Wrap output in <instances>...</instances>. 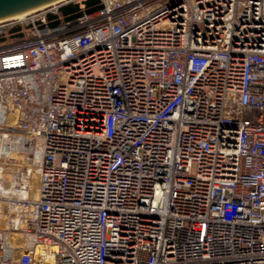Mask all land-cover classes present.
<instances>
[{"label": "built area", "instance_id": "2783aa9c", "mask_svg": "<svg viewBox=\"0 0 264 264\" xmlns=\"http://www.w3.org/2000/svg\"><path fill=\"white\" fill-rule=\"evenodd\" d=\"M74 1L0 22V264H264V0Z\"/></svg>", "mask_w": 264, "mask_h": 264}, {"label": "water", "instance_id": "95a60500", "mask_svg": "<svg viewBox=\"0 0 264 264\" xmlns=\"http://www.w3.org/2000/svg\"><path fill=\"white\" fill-rule=\"evenodd\" d=\"M57 0H0V21L12 15L32 10Z\"/></svg>", "mask_w": 264, "mask_h": 264}, {"label": "trees", "instance_id": "16d2710c", "mask_svg": "<svg viewBox=\"0 0 264 264\" xmlns=\"http://www.w3.org/2000/svg\"><path fill=\"white\" fill-rule=\"evenodd\" d=\"M101 7L100 0H82V2H71L59 9L60 16L71 19L79 16L83 12L92 13ZM18 28L14 29L17 30ZM4 39L0 38V41Z\"/></svg>", "mask_w": 264, "mask_h": 264}, {"label": "bare ground", "instance_id": "6f19581e", "mask_svg": "<svg viewBox=\"0 0 264 264\" xmlns=\"http://www.w3.org/2000/svg\"><path fill=\"white\" fill-rule=\"evenodd\" d=\"M64 1H67V0H57L55 2H52L50 4H46L44 6H41V7H38V8H35V9H32V10H28V11H25V12H21V13H18V14H15V15H12L10 17H7L3 20H1L0 22L2 21H6V20H23L26 16H28L29 14L33 13V12H37L39 10H43L49 6H54V5H57L59 3H62ZM37 181L35 183L32 184V192L33 194L36 192L37 190ZM15 242L19 243L20 242V239L15 237Z\"/></svg>", "mask_w": 264, "mask_h": 264}, {"label": "rangeland", "instance_id": "374dc122", "mask_svg": "<svg viewBox=\"0 0 264 264\" xmlns=\"http://www.w3.org/2000/svg\"><path fill=\"white\" fill-rule=\"evenodd\" d=\"M74 2H82V0H80V1H74ZM17 27H21L20 25H17L16 27H14L13 29H11L12 30V32L13 31H15L14 29H16ZM11 30H5V32H3L2 34H0V37L1 38H6V37H8V39H10L9 38V35H10V33H11ZM9 41V40H8Z\"/></svg>", "mask_w": 264, "mask_h": 264}]
</instances>
